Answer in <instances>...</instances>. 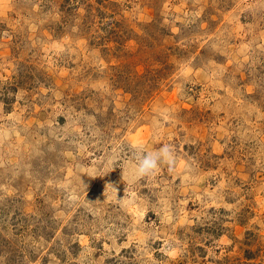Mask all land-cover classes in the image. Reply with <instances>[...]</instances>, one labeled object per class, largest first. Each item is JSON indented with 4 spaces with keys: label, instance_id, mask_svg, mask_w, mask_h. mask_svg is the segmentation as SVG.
<instances>
[{
    "label": "rangeland",
    "instance_id": "rangeland-1",
    "mask_svg": "<svg viewBox=\"0 0 264 264\" xmlns=\"http://www.w3.org/2000/svg\"><path fill=\"white\" fill-rule=\"evenodd\" d=\"M0 264H264V0H0Z\"/></svg>",
    "mask_w": 264,
    "mask_h": 264
},
{
    "label": "clouds",
    "instance_id": "clouds-1",
    "mask_svg": "<svg viewBox=\"0 0 264 264\" xmlns=\"http://www.w3.org/2000/svg\"><path fill=\"white\" fill-rule=\"evenodd\" d=\"M131 172L133 176L139 179H151L155 177L160 170L161 165H167L169 171L174 170L176 163L175 146L165 144L159 149L145 151L142 147L138 148L131 157ZM117 194V189L112 184L106 185Z\"/></svg>",
    "mask_w": 264,
    "mask_h": 264
}]
</instances>
